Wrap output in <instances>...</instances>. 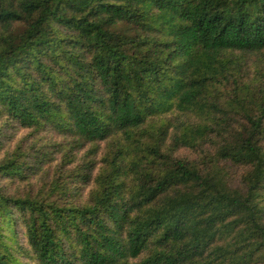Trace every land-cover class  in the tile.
I'll return each mask as SVG.
<instances>
[{
    "label": "trees",
    "instance_id": "obj_1",
    "mask_svg": "<svg viewBox=\"0 0 264 264\" xmlns=\"http://www.w3.org/2000/svg\"><path fill=\"white\" fill-rule=\"evenodd\" d=\"M0 153V264H264V0H0Z\"/></svg>",
    "mask_w": 264,
    "mask_h": 264
},
{
    "label": "rangeland",
    "instance_id": "obj_2",
    "mask_svg": "<svg viewBox=\"0 0 264 264\" xmlns=\"http://www.w3.org/2000/svg\"><path fill=\"white\" fill-rule=\"evenodd\" d=\"M256 55H249V63L254 67L253 64H259L262 60V57L259 55L258 58L255 57ZM260 69V67H259ZM261 70V69H260ZM12 135L11 141L7 140L5 142V146L3 148V152L8 149L12 151L17 145H21L22 149H30L31 156L39 157L42 154H46V158L44 162L41 163V174L39 175V180L43 181L46 178H53L58 177L61 174L64 177H67L72 172L78 171L79 168L85 163L87 160H94L98 161L101 157L103 144L100 147V151L98 154H90L89 150L92 148V144H85V143H75L73 138L68 136H63L61 134L55 132H43L42 134H33L28 130H23L19 127H15L9 131ZM79 144V146H75L74 144ZM75 148H74V147ZM74 161V163L70 166H64L63 162L68 160L66 158L65 153ZM176 156L185 158L190 162H200V158L202 157V153L198 151H191V150H179ZM3 153H0V159L2 158ZM64 167V168H63ZM228 170L230 176V184L234 188H238L242 186L241 177L244 173V169L241 166H232L231 164H227L225 166ZM37 180V181H39ZM34 183V181H33ZM0 184L2 186H6V191L13 194H20L23 190V187L20 186L18 183L9 184L8 182L3 181L0 179ZM35 184V183H34ZM85 193V192H84ZM83 193V194H84Z\"/></svg>",
    "mask_w": 264,
    "mask_h": 264
}]
</instances>
